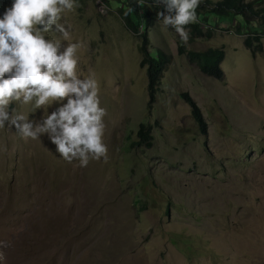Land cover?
Returning a JSON list of instances; mask_svg holds the SVG:
<instances>
[{"label":"rangeland","instance_id":"rangeland-1","mask_svg":"<svg viewBox=\"0 0 264 264\" xmlns=\"http://www.w3.org/2000/svg\"><path fill=\"white\" fill-rule=\"evenodd\" d=\"M125 2L76 0L61 21L84 45L78 74L99 82L107 162L81 168L47 135L26 142L0 129V264H264V51L246 48L233 17L209 15L202 27L211 37L187 45L157 19L149 51L171 62L149 108L141 40L118 13ZM11 4L0 0V18ZM180 45L223 49L225 78L201 74ZM182 93L203 113L207 136ZM12 107L30 120L43 115ZM140 125L153 127L152 148L131 147Z\"/></svg>","mask_w":264,"mask_h":264},{"label":"clouds","instance_id":"clouds-1","mask_svg":"<svg viewBox=\"0 0 264 264\" xmlns=\"http://www.w3.org/2000/svg\"><path fill=\"white\" fill-rule=\"evenodd\" d=\"M164 9L157 13L163 28L175 30L187 45V26L198 23L201 0H157ZM76 0H12L0 18V129L7 126L26 142L47 135L68 163L86 168L92 161L108 160L105 143L107 115L101 106L95 74H78V50L71 42L72 25L61 22L74 12ZM58 33L59 39L46 34ZM66 101V102H65ZM60 106L49 112L54 104ZM43 110L39 121L30 120L12 105ZM0 259L4 254L0 252Z\"/></svg>","mask_w":264,"mask_h":264},{"label":"trees","instance_id":"trees-1","mask_svg":"<svg viewBox=\"0 0 264 264\" xmlns=\"http://www.w3.org/2000/svg\"><path fill=\"white\" fill-rule=\"evenodd\" d=\"M104 3L108 0H103ZM157 0H126L118 13L121 21L127 30L141 40L140 51L143 54L141 68L146 69L148 78L149 108L154 104L160 82L164 76L171 56L163 50H158L157 56L153 57L149 51L150 39L149 29L153 27L157 20ZM264 4V0H221L211 2L209 0L201 1L197 11L198 23L187 26L190 34L189 41L198 38L211 37L212 31L208 26L203 29L202 25L209 24V15H215L221 18L233 17L237 20L236 33L246 35L244 44L254 56L263 53L264 46V5L259 8L258 5ZM179 54H186L189 63L206 77L217 80L225 78V72L222 64L225 59L223 49H208L204 52H186L183 46L178 48ZM181 97L188 104L190 113L201 135H208V124L205 121L203 113L195 101L188 93H182ZM137 142L132 143V148H152L154 144L153 127L140 125L137 132Z\"/></svg>","mask_w":264,"mask_h":264}]
</instances>
